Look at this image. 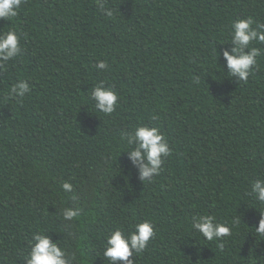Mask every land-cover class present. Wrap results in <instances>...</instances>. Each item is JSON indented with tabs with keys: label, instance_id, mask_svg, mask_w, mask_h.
<instances>
[{
	"label": "trees",
	"instance_id": "obj_1",
	"mask_svg": "<svg viewBox=\"0 0 264 264\" xmlns=\"http://www.w3.org/2000/svg\"><path fill=\"white\" fill-rule=\"evenodd\" d=\"M102 2L111 16L97 0H22L0 19L21 46L0 67V264H25L38 231L73 264H108L107 235L142 221L154 236L134 264H264L254 229L264 206L249 194L264 179V44H252L261 55L247 81L226 73L222 55L234 20L264 24V0ZM21 79L30 91L16 99ZM101 82L118 95L112 114L90 99ZM139 124L158 127L171 149L150 182L121 139ZM65 207L79 215L65 220ZM209 214L232 235L193 232L192 218Z\"/></svg>",
	"mask_w": 264,
	"mask_h": 264
},
{
	"label": "clouds",
	"instance_id": "obj_2",
	"mask_svg": "<svg viewBox=\"0 0 264 264\" xmlns=\"http://www.w3.org/2000/svg\"><path fill=\"white\" fill-rule=\"evenodd\" d=\"M22 0H0V19L11 20L18 14ZM97 6L108 16L112 15L110 9L104 8L102 0H97ZM252 17L234 20L231 26V50L222 52L226 73L235 77L237 81H247L257 57L261 55L258 47L252 46L253 42L264 44V24L252 27ZM21 54L20 38L15 30L0 33V67ZM95 67L98 70L107 68L105 61H99ZM30 91L25 80H18L12 85L9 95L23 98ZM90 99L94 109L103 114H112L115 111L118 95L115 90L105 87L103 82L91 89ZM121 139L130 146L127 150L131 165L137 170L140 181H151L161 171L164 158L170 155L171 149L159 128L147 124L137 125L131 132H126ZM62 188L65 192L72 190V184L64 182ZM249 194L255 202L264 206V179L256 178L251 181ZM260 213L258 225L254 228L257 235L264 237V212ZM79 215V210L65 207L62 216L65 220L72 221ZM192 231L199 233L206 241L220 242L225 237L232 235V227L213 215H198L192 218ZM154 236L153 225L149 221L138 222L128 235L120 229H115L107 235L101 257L107 259L108 264H134L133 254L143 252L149 241ZM223 248V243H218ZM25 264H73L75 255L69 256L48 235L36 232L32 235L29 251L25 257Z\"/></svg>",
	"mask_w": 264,
	"mask_h": 264
}]
</instances>
